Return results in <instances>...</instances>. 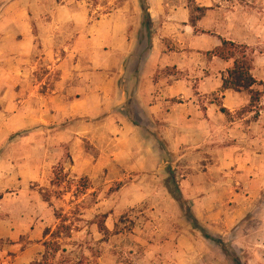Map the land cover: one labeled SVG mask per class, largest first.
<instances>
[{
	"label": "crops",
	"instance_id": "0c3cea01",
	"mask_svg": "<svg viewBox=\"0 0 264 264\" xmlns=\"http://www.w3.org/2000/svg\"><path fill=\"white\" fill-rule=\"evenodd\" d=\"M144 1L151 33L140 0H0V264L38 257L42 193L65 161L73 179L122 183L156 227L190 208L225 242L234 229L232 247L264 264V47L224 7L194 26L187 0ZM223 41L246 44L257 107L223 90L235 63L212 55ZM165 242L170 264L175 242L196 249L188 235Z\"/></svg>",
	"mask_w": 264,
	"mask_h": 264
},
{
	"label": "rangeland",
	"instance_id": "374dc122",
	"mask_svg": "<svg viewBox=\"0 0 264 264\" xmlns=\"http://www.w3.org/2000/svg\"><path fill=\"white\" fill-rule=\"evenodd\" d=\"M187 3L194 26L205 18L206 5H213L214 10L224 7L226 21L230 18L240 21V37L246 44L264 47V0H187ZM120 5L118 2L116 6ZM142 45L147 47V42L143 41ZM64 163L56 166L49 187L42 193L50 205L52 217L39 243L42 250L34 262L170 264L161 253L163 247H168L164 241H177L188 235L194 240L196 249L190 253L175 242L173 249L180 253L175 264H232L215 242L204 237L209 235L220 239L221 234L206 230L203 221L193 212L191 214L197 224L192 222L188 218V208L183 212L186 221L172 220L171 228L156 227L155 217L141 210L132 211L124 204V196L120 194L122 183L115 181L110 184L108 174L95 183L88 178L73 179L66 170L69 161ZM231 232L226 243L228 254L234 259L236 256L230 248L236 241L234 229ZM237 257L241 264H247L249 251H237Z\"/></svg>",
	"mask_w": 264,
	"mask_h": 264
},
{
	"label": "trees",
	"instance_id": "16d2710c",
	"mask_svg": "<svg viewBox=\"0 0 264 264\" xmlns=\"http://www.w3.org/2000/svg\"><path fill=\"white\" fill-rule=\"evenodd\" d=\"M141 10L144 16V27L148 32L151 33L152 22L150 16V6L146 1L140 0ZM151 46V43H149ZM247 47L238 46L232 42L223 41L222 46L217 48L214 52H212L213 56L219 57L223 60H229L231 58L235 59L234 66L230 69L228 73V77L224 79L223 82V90H233L236 92H248L252 96V107H257L260 103L261 97L263 93L255 91L253 88L259 84V82L253 77V61L247 54ZM222 112H226L225 109H222ZM179 201L185 206L186 203L183 201L181 197H179ZM188 218L192 220V222L197 224V220L191 214L190 208H188ZM207 240H211L215 242L226 254V257L232 264H241L240 260L237 257V251L231 246L230 248L233 250V253L237 257H231L228 254L227 248L229 247L225 241L222 239H214L209 235H204ZM33 264H42L40 261L34 262ZM243 264V263H242Z\"/></svg>",
	"mask_w": 264,
	"mask_h": 264
}]
</instances>
